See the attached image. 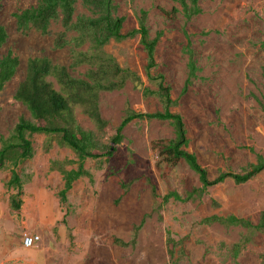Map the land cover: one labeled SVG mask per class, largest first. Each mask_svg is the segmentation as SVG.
Masks as SVG:
<instances>
[{
    "label": "rangeland",
    "instance_id": "374dc122",
    "mask_svg": "<svg viewBox=\"0 0 264 264\" xmlns=\"http://www.w3.org/2000/svg\"><path fill=\"white\" fill-rule=\"evenodd\" d=\"M38 2L0 3V25L8 34L0 57L13 54L19 60L16 75L0 91V149L21 118L31 119L15 100L31 60L49 59L75 77L88 69L72 70L70 49H55L60 22L45 34L18 31L15 15ZM199 5L202 14L188 22L176 12L181 7L174 0H115V15L125 18L124 32L138 29L145 13L150 37L162 33L157 71L177 103L172 112L186 125L187 151L212 181L223 173L242 174L264 158V0H200ZM87 14L79 1L76 15ZM188 43L200 71L184 94ZM104 50L121 68L135 72L144 87L158 89L145 76L139 36L112 41ZM129 110L146 114L163 108L131 82L101 94L100 112L109 122L105 134H98L104 147L95 152L99 157L85 162L91 178L73 184L65 207L58 197L64 179L52 163H67L64 168L71 171L77 158L56 142L47 148L46 136L31 138L34 155L16 168L24 182L21 212L12 211L16 191L7 188L14 168L7 165L0 172V264H264V230L200 225L207 217L235 216L257 226L264 213V172L245 184L227 180L200 199L160 206L153 189L162 198L171 192L186 196L202 185L186 163H170L163 155L161 143L175 138L169 122L135 120L124 129L122 142L113 143ZM76 118L84 130L96 132L80 109ZM26 235L39 236L41 243L25 248ZM171 238L176 243L170 244Z\"/></svg>",
    "mask_w": 264,
    "mask_h": 264
},
{
    "label": "trees",
    "instance_id": "16d2710c",
    "mask_svg": "<svg viewBox=\"0 0 264 264\" xmlns=\"http://www.w3.org/2000/svg\"><path fill=\"white\" fill-rule=\"evenodd\" d=\"M79 1L87 15H76ZM174 2L181 7L176 12L182 13L187 22L202 14L200 0ZM116 11L115 0H39L36 6L15 15L17 29L22 33L35 30L45 34L54 23L60 22L62 31L56 35L55 49H70L72 70L82 67L88 69L81 77H75L66 67L55 65L46 58L33 59L29 62L25 80L20 84L15 100L27 109L31 119L21 118L11 136L3 141L0 149V172L7 165L14 168L7 183L8 189L16 191L10 199L13 212H21L24 196V182L16 168L33 157L31 138L34 135L46 136V147L49 149L52 143L56 142L58 146L68 148L76 155L77 168L71 171L64 168L67 163H52V170L59 171L64 179V188L58 193L60 204L62 207L68 205V193L72 190L73 184L83 177L91 178V174L85 169V162L99 157L100 155L95 152L102 151L104 147L99 135L105 134L109 122L101 115L100 96L102 93L121 91L129 82L141 88L145 98L156 97L163 110L146 114L129 110L116 129L113 143L119 145L122 142L124 129L135 120L169 122L174 129L175 138L167 143H161L163 155L170 163L178 161L186 163L198 175L202 185L200 189L188 192L186 196L171 192L162 198L156 196L153 189L155 197L161 200L160 206L168 204L171 200L185 203L200 199L208 189L227 180H233L238 185L245 184L264 172V158L259 156L257 163L249 165L242 174L228 172L219 175L215 180L209 179L207 169L200 164L197 156L187 151L189 139L186 125L182 116L172 112L177 103L172 99L171 88L166 84L165 77L157 71L156 53L162 33H158L155 38L150 37L149 29L145 25V13L142 14L138 29L124 32L126 20L117 17ZM136 36L140 37V44L146 55L145 76L150 83L156 85L157 90L144 87L141 78L135 72L121 68L104 50L112 41L122 42ZM7 40V31L0 25V47ZM186 53L189 72L184 94L198 79L197 74L200 71L190 43L186 47ZM18 67L19 60L13 54L0 57V91L14 78ZM78 109L94 124L96 132L86 131L78 124L76 118ZM112 154L113 150L106 155ZM213 224L242 226L261 232L264 230V213L257 226L235 216L226 218L211 216L200 222V225ZM169 243L176 242L171 238ZM121 244L126 246L124 243ZM238 247L240 246L236 245V248Z\"/></svg>",
    "mask_w": 264,
    "mask_h": 264
},
{
    "label": "built area",
    "instance_id": "2783aa9c",
    "mask_svg": "<svg viewBox=\"0 0 264 264\" xmlns=\"http://www.w3.org/2000/svg\"><path fill=\"white\" fill-rule=\"evenodd\" d=\"M39 242H40L39 236L26 235L24 238V246L27 249L35 248Z\"/></svg>",
    "mask_w": 264,
    "mask_h": 264
},
{
    "label": "bare ground",
    "instance_id": "6f19581e",
    "mask_svg": "<svg viewBox=\"0 0 264 264\" xmlns=\"http://www.w3.org/2000/svg\"><path fill=\"white\" fill-rule=\"evenodd\" d=\"M32 236H36V235H32ZM38 244H39V243H38ZM38 244H37V245H38ZM23 246H24V240H23ZM24 247H25V246H24ZM32 249H34V248H32Z\"/></svg>",
    "mask_w": 264,
    "mask_h": 264
},
{
    "label": "crops",
    "instance_id": "0c3cea01",
    "mask_svg": "<svg viewBox=\"0 0 264 264\" xmlns=\"http://www.w3.org/2000/svg\"><path fill=\"white\" fill-rule=\"evenodd\" d=\"M41 243V242H40Z\"/></svg>",
    "mask_w": 264,
    "mask_h": 264
}]
</instances>
